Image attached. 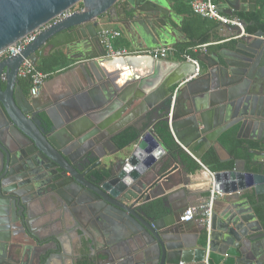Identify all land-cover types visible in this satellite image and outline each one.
Instances as JSON below:
<instances>
[{
    "label": "water",
    "instance_id": "1",
    "mask_svg": "<svg viewBox=\"0 0 264 264\" xmlns=\"http://www.w3.org/2000/svg\"><path fill=\"white\" fill-rule=\"evenodd\" d=\"M120 1L0 0V52L43 29L21 55L0 63V181L18 165L52 166L56 169H44L49 171L50 181L54 180L51 170L71 174L67 185L44 194L42 184L36 185L34 194L39 202L34 208V199L0 188V264H44L61 254L62 243L57 237L40 239L34 229L37 221L52 228L54 212L61 215L62 227L72 223L73 230L81 233L82 248L89 244L90 250H95L98 240L109 247L111 264L117 260L122 264H261L264 225L255 206L264 205V149L248 147L252 156L249 171L235 165L216 173L215 189L222 196L215 202L208 248L204 225L181 221L190 206L187 200L174 203L169 195L178 165L158 141L155 128L149 129L158 120L165 123L174 142L196 160L235 127L238 138L249 135L263 147L264 32L238 38L237 30L228 49L201 61L203 66L195 78L189 79L195 75L194 66L188 71L191 63L183 64L187 71L173 79L166 76L169 73L161 61L154 59L139 74L124 70L120 58L107 57L99 20L106 14L114 16L117 25L131 28L145 46L154 49L169 44L175 29L168 20L176 16L159 8L155 0H126L128 6L118 11ZM222 1L223 13L256 9V0L255 7L247 9L244 0ZM79 4L82 10L52 24ZM74 45L102 49L79 63L81 78L75 85L82 90L83 102L60 103L56 99L43 104L29 97L18 78L23 60L30 59L37 66L48 49L51 54ZM116 66L118 69L107 71V67ZM173 68L183 69L180 64ZM181 84L173 101V88ZM136 118L138 123L151 121L142 129L138 123L132 124ZM118 121L121 124L109 128ZM128 127L138 133L136 140L108 156L97 155L106 148L105 141ZM158 146L161 154L153 157ZM138 155L142 161L139 170L125 173V164L140 162ZM93 160H99L96 166L103 164L104 170L87 179L95 169L85 167ZM126 174L134 178L129 186L121 182ZM249 190L254 193L253 206L249 199H242ZM159 200L162 211L156 216L154 202ZM69 208L76 212L70 215ZM51 244L53 249H47Z\"/></svg>",
    "mask_w": 264,
    "mask_h": 264
},
{
    "label": "crops",
    "instance_id": "2",
    "mask_svg": "<svg viewBox=\"0 0 264 264\" xmlns=\"http://www.w3.org/2000/svg\"><path fill=\"white\" fill-rule=\"evenodd\" d=\"M193 1L196 0H155V3L159 8H165L166 10H170V12L176 16L174 20H168L169 24L173 27V29H175V32L173 34V37L168 41L169 44L164 46L173 47L176 49V52L171 55V57H169L167 60L161 61V65L163 66V68H165L166 72L169 73L166 76H171L173 79H178L181 76L180 74H182L184 70L187 71V67L184 69L185 65H183L188 62L184 58V55H187L192 59L197 60L201 69V67L203 66V63L201 62L202 60H205L206 57L216 56L218 53L228 49L230 44L237 37L238 34V29H236L235 27L224 26L214 19L204 18L200 15H196L192 11L191 7ZM254 1L255 0H244L242 1V5H244L246 9L247 7L254 8ZM213 2L219 6V9L223 15L227 17H236L240 20L241 16L250 15L251 13L260 10L264 5V0H256L255 10H241L238 12H233L232 14H228L222 12V0H213ZM121 6H128L126 0H122L118 3V11H121ZM261 13L264 16V7L261 9ZM122 17L123 16L121 15L120 18L122 19ZM116 21L117 19L114 16H110L108 14H106L99 20L101 24V27L99 28V33H101V31L104 29H111L119 31L121 33V37L113 41V48L115 50L150 49L145 46V44L141 41L139 37H137L134 30H132L131 28L125 30L122 26L117 25L115 23ZM246 29L247 25L245 26V31ZM246 34L252 35L249 34L247 31ZM205 45H208L205 49L199 48ZM55 52L63 54L66 59L74 62V64L67 71L53 76L52 78H49L45 86L43 87L41 94L36 98L39 99L43 104H51L55 102L56 99H60V103H65L70 100H73L74 102H77V104H80V102H83V98H81L82 90H80V88L75 85L77 80L81 78L79 63L88 60V57H93L97 54L102 53V49L99 48L97 50L92 51L90 49L80 48L77 45H74L69 50L66 47L58 48L51 54L48 49L43 59L49 58ZM43 59H39L37 64H40L41 60ZM118 61L125 62L124 70L128 68L132 69L134 72L137 71L139 73L142 69H144L146 65L153 63L154 60L149 56L139 55L122 57ZM178 64L182 65L183 69H181V71L178 70L179 68H173ZM193 66L194 65L191 63L188 66V71L192 72ZM114 69H118V67H107L108 72H111ZM104 75L108 76V73L104 72ZM173 90H176V88H173ZM60 117L62 118V120H64V117L61 114ZM125 117L126 116H123V119H125ZM139 120L140 119L138 118L134 119L132 124L136 125ZM150 121L151 120L149 119V122ZM149 122H140L137 125L144 129L149 125ZM119 123L121 124L120 121L114 122L108 126L109 128H113L116 127ZM161 123L163 122L159 120L155 123L153 122L152 128H150L149 130L152 131L153 128L156 129L157 125ZM127 129H130V127H128ZM238 130V127H235L226 132L223 136L218 139V142L216 144H213L211 147H209L206 151L202 153L200 160H196L189 153L183 150L181 146H179L180 149L188 157H190L192 161H194L200 166V170L194 174L189 173L187 169H191V167L193 166L192 161L189 158L183 159L180 154L174 155L176 165H178V170L174 173V178L171 183L172 189L169 192V195H172V200L174 203H181L187 200V203L190 207L205 205L207 203L209 197L210 183L208 178L204 174H202L203 168L201 165H203L207 169H234L235 165H237L239 169H247L249 171L250 165L248 164V161L250 158H252V156H250L248 153V144L259 143V141L250 140L249 135L238 138ZM123 131L117 133L115 137H117ZM233 137L235 138L234 141L238 144L237 148L242 147L243 149L236 148L234 152L230 151L229 147L232 141L231 138ZM157 139L158 141L160 140L158 137ZM199 149L200 147H198L196 150ZM221 196L222 195L218 194L217 203L221 200ZM242 199H249V205H255L254 193L251 190L247 191L246 195H244ZM194 224L196 225L199 223L195 222ZM78 234L81 235V233L79 232ZM77 236V234L73 235V241L68 242L65 245V249L69 253H78L81 255L83 251L80 249L81 246L78 242L79 237ZM204 240L206 241L205 238ZM204 240L203 242H205ZM98 242L99 246H97V248L95 249L96 251L101 249L102 241L98 240ZM261 264H264V259Z\"/></svg>",
    "mask_w": 264,
    "mask_h": 264
},
{
    "label": "built area",
    "instance_id": "3",
    "mask_svg": "<svg viewBox=\"0 0 264 264\" xmlns=\"http://www.w3.org/2000/svg\"><path fill=\"white\" fill-rule=\"evenodd\" d=\"M191 7H192V11L196 15H200L204 18L214 19L220 22L224 26L235 27L236 29H238V31H240V35L238 36V38L247 35L245 31V23L239 18L227 17L223 15L219 9V6L215 4L213 0H196L192 2ZM72 11L75 10H71L60 15L58 18L52 21V24H55L57 22L66 19L72 14ZM42 31L43 29L36 30L35 32L29 34L28 36H26L16 44H14L13 46L0 52V63L3 60L8 59L10 57H17L21 55L22 52L26 49V47H28L30 44H32L37 40L38 36L42 33ZM119 37H121V33L119 31H115L111 29H104L101 31L100 38L103 46L107 51V57L122 58V57L143 55V56H149L156 61H164L167 60L169 57H171V55H173L176 52V49L173 47H160L155 49H142V50H128V49L115 50L113 48V41ZM207 46L208 45H205L199 48L205 49ZM184 58L195 66V75H193V77H191L190 79L197 77L200 73L199 62L187 55H184ZM49 77L50 75L42 73L40 70H38L37 66L34 65L30 59H24L18 71V78L20 80H29L31 97H38L41 94L42 89L45 86ZM181 86L182 84L174 91L173 101L175 100L176 94L178 93V90ZM201 166L203 168L202 174H204L208 178L210 183L208 201L205 205H198L188 208V210L182 216L181 221L184 223L198 222L204 225L206 231L207 246L209 248L211 243V233H212V217H213L214 206L216 199L218 197V193L216 192L215 189L216 173L212 172L210 169H207L203 165Z\"/></svg>",
    "mask_w": 264,
    "mask_h": 264
},
{
    "label": "flooded vegetation",
    "instance_id": "4",
    "mask_svg": "<svg viewBox=\"0 0 264 264\" xmlns=\"http://www.w3.org/2000/svg\"><path fill=\"white\" fill-rule=\"evenodd\" d=\"M20 85L24 92L30 97V88L23 84L20 80ZM5 88V85L3 84V89ZM56 114L58 112V109L55 110ZM59 113V112H58ZM115 138L107 140L104 142L105 149H101L98 151V156H104L105 154L108 156L110 153H114L116 151L115 148L119 147L115 143ZM105 158V157H104ZM83 159V158H82ZM99 160H93L92 163L85 167V169H95L93 172L89 173L87 175V179L92 178L93 175L98 176L100 171L104 170L103 164L101 166H96ZM15 169H17L13 174L10 176L3 178L0 181V188L5 189L6 191H13L25 195L26 198L34 199L33 200V208L35 205H38L39 202L35 192V187L38 184H42V188L40 189L41 192L44 194L45 192H49L52 189L51 188H57V186L61 185H67L69 180L71 179L70 173H58L56 170H51V174L53 175L52 178L53 181H50V177L48 173L49 171H46L44 169H56L52 166H44V167H27L23 165H18ZM30 169V170H29ZM33 169V170H31ZM70 202V201H69ZM74 203V202H72ZM71 203V204H72ZM58 211V210H57ZM69 214L71 215L72 211L76 212L75 209L69 208ZM37 210H35V217L37 216ZM55 214V215H54ZM53 217V227L48 228L47 226L40 224V222H36L35 225V234L40 239H48L52 236L57 237L59 241L62 243L63 251L59 255H54L51 260L48 262H45L44 264H78V262L84 258H87L89 261H92L94 264H111L112 262V255L110 253V248L106 247L105 244L101 246V249L96 250H90V245L87 244L86 248H80L83 253L80 255L78 253H69L65 249V245L68 242L73 241V235L77 234L75 230H73L72 223L69 224L67 227H62L59 223V220L61 218V215L59 212H54ZM89 236V232H87ZM79 237V236H77ZM79 242V241H78ZM53 244L49 245L47 249H53ZM45 251V250H44ZM117 264H122L117 260Z\"/></svg>",
    "mask_w": 264,
    "mask_h": 264
},
{
    "label": "trees",
    "instance_id": "5",
    "mask_svg": "<svg viewBox=\"0 0 264 264\" xmlns=\"http://www.w3.org/2000/svg\"><path fill=\"white\" fill-rule=\"evenodd\" d=\"M264 5L262 6V8ZM261 8V9H262ZM83 6L82 4H79L73 8L75 11L82 10ZM261 9L251 13L250 15L247 16H241V20L247 25L246 31L249 34H256L259 31L264 32V16L261 13ZM74 62L66 59V57L59 53L55 52L53 55H51L49 58H45L41 60L40 64H37L38 70H40L42 73L50 75L49 78H52L53 76H56L62 72L67 71ZM21 82L25 85H27L30 88V82L29 80H21ZM155 133L157 137L161 140V142L164 144V147H166L173 155L180 154V156L184 159H190L180 148L179 146L174 142L170 131L168 129V126L165 123H161L157 125L155 129ZM138 137V133L130 128L125 131H123L121 134H119L115 138V143L120 147L123 148L127 146L131 141L136 140ZM234 137L231 138V145L229 147L231 152H234V150L237 148V143L234 141ZM248 147L251 149H264V146H259L258 143H250L248 144ZM192 161V160H191ZM206 162V161H205ZM193 166L191 169H187V171L191 174L196 173L197 171L200 170V166L196 164L194 161H192ZM204 163V161H203ZM212 172L217 173L221 172L224 170H229V169H210ZM162 211V204L161 201H156L154 202V214L157 216L160 214ZM255 211L258 215V218L264 225V205H258L255 206ZM204 238L206 239V234L204 235ZM78 264H94L92 261H89L87 258H84L78 262Z\"/></svg>",
    "mask_w": 264,
    "mask_h": 264
},
{
    "label": "clouds",
    "instance_id": "6",
    "mask_svg": "<svg viewBox=\"0 0 264 264\" xmlns=\"http://www.w3.org/2000/svg\"><path fill=\"white\" fill-rule=\"evenodd\" d=\"M142 151V150H141ZM161 154L160 152V146H158L156 149L153 150L151 155L153 157H159ZM147 153L144 154V159H147ZM138 161H140L139 155L137 156ZM142 165V161H140L137 165L133 166L131 164H125L124 165V172L125 173H131L133 170H139V168ZM121 182L127 186L131 185L134 182V178L130 174H126L121 178Z\"/></svg>",
    "mask_w": 264,
    "mask_h": 264
}]
</instances>
